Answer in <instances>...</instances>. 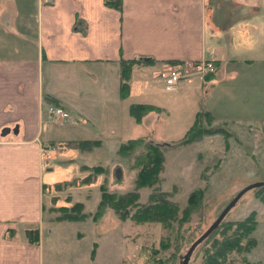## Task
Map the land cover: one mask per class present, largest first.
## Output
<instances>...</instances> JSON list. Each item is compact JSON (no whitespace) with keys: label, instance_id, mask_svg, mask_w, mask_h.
I'll return each mask as SVG.
<instances>
[{"label":"crops","instance_id":"1","mask_svg":"<svg viewBox=\"0 0 264 264\" xmlns=\"http://www.w3.org/2000/svg\"><path fill=\"white\" fill-rule=\"evenodd\" d=\"M234 29L258 43L237 49ZM134 59L152 62L131 67L121 97L119 62ZM206 59L214 72L191 84L209 95L240 70L264 69V0H121L120 10L103 0H0V264H84L81 231L63 239V250L54 240L64 224L81 220L44 218L54 142L91 140L97 143L82 150L96 149L106 134L129 126L128 107L146 103L139 93L155 89L151 81L168 90L161 79L167 65ZM151 70L157 80L146 77ZM48 104L67 111L63 125L49 119ZM33 228L36 243L25 237ZM259 240L260 257L250 263L264 264V233ZM97 247L86 264H96Z\"/></svg>","mask_w":264,"mask_h":264},{"label":"rangeland","instance_id":"2","mask_svg":"<svg viewBox=\"0 0 264 264\" xmlns=\"http://www.w3.org/2000/svg\"><path fill=\"white\" fill-rule=\"evenodd\" d=\"M146 77L151 81L157 80L159 75L151 70ZM229 79L219 82L211 95L205 88L198 90L191 84L196 82L195 77L172 90L159 89V85L151 81L155 89L141 91L138 99L154 104L160 110L149 112V118H146L148 113L144 115L139 125L127 116L124 107L130 123L124 127L123 134H106L99 147L88 153L77 145L55 141V150L46 160L49 169L46 182L52 185L44 187V218L60 219L64 213L83 217L81 221L64 224L61 234L54 237L55 245L63 250L66 242L63 239L75 240L74 233L78 230L83 233L76 243L84 264L92 243H98L96 264H162L163 259L172 254L175 232L179 234V230L184 229L186 239L195 238L241 189L252 183H264V69L240 70ZM197 111L210 112L212 120L208 122L202 113L199 124L211 131L192 142L181 143ZM67 120H63L62 125ZM136 137L161 147L162 168L152 186L135 187L137 168L133 166V160L116 153L120 143ZM92 165H100L101 170L94 172ZM85 176L92 178L86 182ZM100 185L117 194L137 192L138 205L149 203L150 194H161L176 207L178 219L188 209V220L182 221L179 227L171 219L163 223L156 219L136 221L131 218L134 208L130 209V206L126 213L120 211L121 218L109 207L95 217ZM188 200L194 202V206L191 207ZM75 202H80L81 207L73 210L71 206ZM263 210L264 185L245 191L223 218L224 222L241 220L253 212L256 225L249 236L259 241L249 253L231 252L228 264H259L248 260L257 259L261 254L259 239L264 233ZM46 231L42 230L43 236ZM168 239L172 245L162 248ZM187 245H179L175 262L164 263L179 264ZM62 250L55 251L58 257L66 253ZM196 250L188 264H201V251ZM69 263L75 264L74 258Z\"/></svg>","mask_w":264,"mask_h":264},{"label":"trees","instance_id":"3","mask_svg":"<svg viewBox=\"0 0 264 264\" xmlns=\"http://www.w3.org/2000/svg\"><path fill=\"white\" fill-rule=\"evenodd\" d=\"M103 2L105 6L109 8H112L114 10H120L121 0H103ZM151 62L152 61L149 60H135V59L120 60L119 94L121 97H125L128 93L127 80L129 78L131 67L134 64H139V63L147 64ZM151 111L158 112L159 108L152 104H147V103H133L130 104L128 107L129 115L138 124L141 123V118ZM202 113L204 114V116L208 118L207 120L208 122L212 120L213 117L209 111H205V112L197 111L194 115V119L191 125L188 127L182 140L180 141L181 143L192 142L198 139L200 136H202L203 133L211 131L206 127L204 128L200 126L199 124L200 115H202ZM75 143L76 144L74 145L75 146L77 145V147H79L80 149H86L89 148L91 145L96 144L97 141L80 140V141H75ZM116 153L122 156L123 158L126 159L130 158L133 160V166L137 168L136 177L134 180L135 187L152 186L156 182L157 174L158 172H160L163 162V154L160 145L146 141L143 137L129 138L125 142L119 144ZM91 170L97 173V170H101V167L92 166ZM90 179L89 176H85L83 178V180L86 182L88 180L90 181ZM263 185L264 184L254 188H259L262 187ZM99 190H100V197H99V201L97 202L96 209L94 211L95 217L96 215H99L105 207H109L110 209L113 210V212L117 215L118 218H121L122 213H120V211L123 210V212L126 213L128 210L127 207L130 206V209L134 208L133 212L131 213V218H133L136 221L156 219V220H162L163 223L165 221L168 222L171 219V220H175L178 223V227H179L182 221L188 220V216L190 213L188 209H186L184 211V214H182V217L178 219V217L175 216L176 207H174V205L166 198H164L161 194L158 195L150 194L149 203L144 205H138L136 202V199L138 197L137 192H126L124 194H117L115 192L107 191L103 185L99 186ZM189 204L191 207L194 206V202H189ZM80 207H81V203L79 202H75L71 206V208H74L73 210ZM64 208H60V210L64 211L65 210ZM227 212L225 213V215L227 214ZM66 214L68 213H64V215L60 217V219L68 220V221H76V220H81L83 218L82 215L75 216L73 214L70 215H66ZM225 215L215 225V227L201 241H199L195 245V247L193 248L190 254L191 256L196 249L201 251V264H228V255L231 252H236V253L247 252L255 244V239L249 236L250 233L254 230L256 225L253 212H250L247 216H245L241 220H233L229 222L223 221ZM175 233L176 236L173 245L169 239L167 240V242L161 245L162 248L170 247L171 245L173 247V251L170 257L166 258L165 260L163 259L165 263L168 260L175 262L176 253L179 250L180 244H184V243L188 244L185 247V251H183L185 253L187 249L190 247V245L202 234L199 233L195 238L186 239V234L184 232V229L179 230L178 232L179 234H177V232ZM25 237L29 242L36 243L38 240L37 228L25 230ZM184 253L181 255V259L179 258V264L181 263L182 256L184 255ZM189 259L187 261V264L189 262Z\"/></svg>","mask_w":264,"mask_h":264},{"label":"built area","instance_id":"4","mask_svg":"<svg viewBox=\"0 0 264 264\" xmlns=\"http://www.w3.org/2000/svg\"><path fill=\"white\" fill-rule=\"evenodd\" d=\"M48 2L49 0H43ZM214 71V64L211 60L193 61L186 64L167 65L162 71L163 85L165 89H174L184 80L191 77H197L202 80L203 77ZM46 114L54 123H61L68 118L67 111L56 104H48L45 107ZM48 149V146L46 147ZM45 149H42V153Z\"/></svg>","mask_w":264,"mask_h":264},{"label":"water","instance_id":"5","mask_svg":"<svg viewBox=\"0 0 264 264\" xmlns=\"http://www.w3.org/2000/svg\"><path fill=\"white\" fill-rule=\"evenodd\" d=\"M264 184L263 182H256L252 183L250 185H247L243 189H241L230 201L229 203L222 209V211L218 214L216 219L205 229V231L190 245V247L187 249V251L182 256V260L180 264H187V261L189 259V256L195 247V245L201 241L214 227L215 225L221 220V218L225 215V213L234 205V203L237 201V199L248 189L258 187L260 185Z\"/></svg>","mask_w":264,"mask_h":264},{"label":"clouds","instance_id":"6","mask_svg":"<svg viewBox=\"0 0 264 264\" xmlns=\"http://www.w3.org/2000/svg\"><path fill=\"white\" fill-rule=\"evenodd\" d=\"M233 32L235 33V47L237 49L252 48L258 43L256 38L249 36L245 31L234 29Z\"/></svg>","mask_w":264,"mask_h":264}]
</instances>
